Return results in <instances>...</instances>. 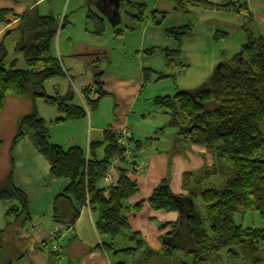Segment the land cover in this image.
I'll use <instances>...</instances> for the list:
<instances>
[{"label":"trees","instance_id":"obj_1","mask_svg":"<svg viewBox=\"0 0 264 264\" xmlns=\"http://www.w3.org/2000/svg\"><path fill=\"white\" fill-rule=\"evenodd\" d=\"M174 2V13L188 18L185 27L166 32L167 37L175 40L178 49L169 51L154 48L144 51L147 56L159 53L164 57L166 70L154 74L157 80L174 79V74L170 72L172 67L188 68L187 64L179 60V56L183 40L192 33L195 21L192 8L235 13L247 10L246 4L240 0H222L218 3L209 0ZM123 6L132 23L140 27L145 21L146 7L129 2ZM127 8L135 10L136 14ZM7 14V11H0V24ZM150 17L155 26H160L167 14L152 12ZM57 28L58 21L53 16L39 17L35 11H30L21 18V38L16 51L25 61L24 68L17 67V59L7 62L8 52L4 45L0 47V117L9 98H28L33 104L31 111L17 122L10 151L21 138L28 136L35 151L49 163L50 178L71 180L67 190L53 202L52 216L55 223L72 228L79 218L80 210L88 207L97 217V233L110 241L103 245V250L123 258L116 264H126V259L132 258L139 250H143L148 257L155 255L145 246L140 235L131 231L128 222L125 202L138 192V186L129 177V171L137 163L128 164L122 158L124 149L120 145L121 135L104 132L102 141L91 142L86 154L78 147L63 149L49 141L48 127L35 107L37 100H43L63 115L57 123L87 116L83 108L67 105L45 92L44 85L47 82L65 75L62 63L53 50ZM242 29H246V26ZM246 30L248 40L239 52L232 59L224 61L199 87L153 100L155 113L172 118L173 123L182 129L180 135L214 156L215 163L202 176H220L224 180L221 189L198 191L189 195V198L174 195L169 185L162 184L147 199L154 211L179 213V221L171 225L172 231L166 238L170 242L164 241L167 251L163 255L168 260H175L177 251L186 250L192 258L190 264L214 262L222 251H226L230 259H238L242 255L250 258L254 264L263 261L259 253L260 245L264 243V229L244 228L234 222V216L239 212L264 213V38ZM101 33L102 29L97 32ZM219 34H214V40L218 39ZM152 75V72L144 70L143 90ZM100 78L101 74L95 73L93 85L82 90L91 110H96L100 100L107 96L102 90ZM130 141L135 144L137 153L143 144L131 138ZM100 148H103L101 157L98 155ZM117 159V184L109 190L100 188L109 168ZM13 163L10 158L8 173L0 182V202H16L6 211L7 219L16 216L26 221L29 218L28 197L13 184ZM197 196L203 204L204 214L194 205ZM188 200L193 202L192 206ZM120 237L135 244V248L115 250L113 242ZM44 246L58 261L51 251V240ZM179 264L189 263L181 261Z\"/></svg>","mask_w":264,"mask_h":264},{"label":"crops","instance_id":"obj_2","mask_svg":"<svg viewBox=\"0 0 264 264\" xmlns=\"http://www.w3.org/2000/svg\"><path fill=\"white\" fill-rule=\"evenodd\" d=\"M116 1L0 0V11L8 12L4 18V22L0 24V47L4 45L8 55L10 53L14 57L17 55L21 56L16 51L17 44L21 38L19 32L21 18L28 12L35 11L39 17L53 16L58 21L53 50L55 56L62 63L65 75L55 78L44 85L48 96L56 97L67 105L77 106L85 110L87 102L82 95V90L93 85L95 73L101 74L100 82L103 85L102 90L107 94L102 99L112 101L114 104V115L106 124H103L99 118H95V126H93L92 122L89 126V123L87 124L84 118L79 119L77 121L80 124L79 126L88 131L85 139H79L73 134H68L64 143L59 142V140L53 142L54 124H59L56 121L63 115L58 111L49 109L47 105L40 102L36 103L37 113L48 127L50 143L61 146L63 149L78 147L86 154L89 151L90 143L102 141L103 134L106 131L120 134L121 138L123 135H127L134 142L143 144L134 157L137 162L145 160L150 165L147 164V167L142 169H139L137 166L130 168L134 176L129 175V177L136 182L138 192L125 202V206L127 207V217L131 231L138 233L144 241L145 246L154 252V249L164 247V241L168 233L172 231L171 225L178 222L180 216L178 212L154 211L147 203V199L156 188L162 184H167L166 180L162 179L164 176L152 178V175L156 173V169L160 164L162 163L163 167L165 162L163 154L159 153L153 146L162 144L165 139L161 138V134H157L160 130L159 126L152 128V132H140L139 129L138 131L136 130L137 126L147 118V116L142 114L143 110H141L140 119L135 117L133 122L131 121V116L134 114L133 112L143 92V70L155 74L164 72L166 69V63L161 54L156 53L147 56L144 54V51L154 48L169 51L177 50V43L175 40L167 37L166 32L173 29H181L187 25L188 21L183 15L174 13L175 0H119L118 14L115 13ZM209 1L218 3L222 0ZM126 2L146 7L145 21L140 27H136L132 23L131 18L124 12L123 4L126 6ZM240 2L245 3L247 7V10L241 13L202 7L191 9L195 13L197 21L193 33L184 39L187 41L183 42L181 50L185 59L186 57L189 58V56L199 58L201 60V67L191 75L193 81L183 80L186 83L192 81L191 85H184L183 83V89H189V87L196 89L211 76L215 70V66L221 61L218 54L210 56L207 52H200L198 50L199 46L203 47L201 43L202 37L204 38L203 43H207L206 47L209 45V39H211L210 41L214 39L215 32L212 31L214 27L210 31L205 29L203 31L202 28L198 31V28L204 27L205 23L218 24L221 27H226L236 32L240 31L239 26L244 25L253 34L264 38V0H240ZM127 10L136 14L135 10L132 11L129 8ZM152 12L167 14V17L160 26H155L151 21L150 13ZM91 16L95 17L98 21ZM132 27L134 29H130ZM100 29H102V33L97 34ZM246 29H242V32H240L244 34L243 40L245 42L248 40ZM116 32H119V34H116ZM58 35L59 40L56 39ZM60 36H62V39ZM109 38L111 40H108ZM239 50H237L235 55ZM108 58H111L112 62L116 65H110L101 69L103 59H106L107 64L111 63L107 61ZM16 59L18 61V58ZM181 62L186 64L183 60ZM189 70H185L186 73L180 77L178 83L182 82L181 79L186 77ZM152 77L155 80L156 76ZM7 102L8 100L0 117V126L2 116H4L7 110ZM16 104L18 106L17 101L13 102L12 105L15 106ZM153 116L166 117L157 112L155 113V110ZM20 117L15 118L16 125ZM64 124L67 126L71 123L67 122ZM133 125H135L134 128ZM162 127L164 128L165 125ZM50 128H52L51 131ZM153 129L155 130L153 131ZM27 137L21 138L12 151L8 147L6 158L8 164L10 158L14 162V186L23 190L28 197L29 218L26 221L22 217L17 218L16 216L7 219L5 215L9 209V203H7V210L5 205L2 204L4 207L0 209V264H57L55 256L44 245L51 240V229L55 225L52 216L53 202L57 196L67 190L71 184V180L50 178L49 163L41 154L35 151L29 137L28 140L31 144H26L24 148L18 149L21 141ZM2 146L3 143L0 140L1 151ZM192 148L197 149H189L187 153H190L192 159L195 160L194 165L201 166L204 157L201 158L200 156H207L205 155L207 153L203 150V147L197 146ZM175 155L176 153H171V156ZM117 166L118 163L114 166L116 168L115 177L118 175ZM187 171L184 172L183 170L180 173L179 179L180 177L183 178V175L190 173ZM148 180L151 183H148ZM146 183L148 184L145 190H143V186ZM175 183L176 185H181V180L177 181L176 179ZM106 187L107 184L103 180L100 188ZM169 187L174 195L189 198V192L183 188V184L182 186H178L181 188L178 193L171 185ZM140 190H142L141 193ZM139 204L141 205L138 206ZM143 212L147 215V219L149 220L148 226L151 228L154 240H156L153 244L154 247L150 246L142 238L139 229H133L130 219L131 213L137 215ZM96 219L97 217L88 207L80 210L79 218L72 227L70 237L62 242L63 251L66 256L64 264H116L123 259L121 256L115 257L107 254L103 250V245L110 243V241L108 238L101 237L97 233L95 228ZM133 219H136V216H133ZM163 225H167V227L163 228ZM167 241L168 243L170 242L169 240ZM133 245V243L127 241L124 237H120L113 242L115 250L128 247L134 248ZM139 255H141L140 257H146L144 251L139 250L134 255L135 257L132 256L129 259L134 261ZM140 257L138 259H141ZM153 258L167 264L164 261L158 260L156 254ZM129 259H126V264H129Z\"/></svg>","mask_w":264,"mask_h":264},{"label":"rangeland","instance_id":"obj_3","mask_svg":"<svg viewBox=\"0 0 264 264\" xmlns=\"http://www.w3.org/2000/svg\"><path fill=\"white\" fill-rule=\"evenodd\" d=\"M187 21H188V18H187ZM196 21L197 19L195 15V21L193 22L192 33L194 31V26H195ZM243 26H239V29H240L239 32L233 31L232 29H227L226 27L225 28L221 27L218 24H214L210 22L205 23L204 27L198 28V31H200L201 28L203 31L204 29L210 31L214 27L212 31H214L215 33H220L218 35V39L216 40L213 39V41H210L211 39H209V45L207 47H206L207 43H203L204 38L202 37L201 43L203 47L202 46L198 47V50L200 52H207L210 56H214L218 54V57L219 59H221V61L217 63V65L215 66V69L218 65H220L224 61L232 59L235 56V53L237 52V50L241 48V44L245 42V40H243L244 34L240 33L242 32L241 30ZM221 33H224L226 35L222 36ZM60 38L62 39V36H60ZM56 39L59 40V35L57 36ZM108 40H111V39L109 38ZM184 41H187V40H183V42ZM17 56L14 57L13 54L9 53L7 62H12L14 59L18 58L17 67L24 68L25 61L23 57L22 56L17 57ZM186 59L183 57L182 50H181V55L179 56V60L180 61L183 60L184 62H186L189 68L180 69L179 67H172L170 69V72L174 74V77H173L174 79L167 78L163 80H157V76L154 74L152 76H156L155 80L152 79L153 78L152 76L150 77L149 82L147 83L145 89L142 92L141 97L138 100L135 111L133 112L134 114L131 116V121L134 122L135 117L140 119L139 116H141V110H143L142 114L147 116V118L146 120H144V122L141 121L142 123L137 126L136 130L138 131L139 129L140 132H145V131L152 132L151 131L152 128H157L156 126H159L160 130L157 134L158 135L161 134L160 135L161 138L165 139L162 144L153 146L154 149H157L159 153L163 154L162 156L165 157V162H164L163 167H162V163L160 164V166L156 169V173L152 175V178H155V176L156 177L164 176L162 179L166 180L167 184L171 185L172 188H174L177 193L180 192L181 190V188H179L178 186H182L183 184V188L188 190L189 195H192V194L197 193L198 191H202L206 189H221L223 187L224 180L222 177L209 176V177L204 178L202 176L204 172L215 163V158L206 149H203L207 153L205 154L207 156H200L201 158L204 157V161L202 165L201 166L194 165L195 160L192 159L191 154L187 153V151L189 149H197V148H192V147H197V146L194 144H191L184 136L179 134L182 131V129L181 127L173 123L172 118H170L169 116H166V117L153 116V112L155 110V107L153 104V100H154L153 98L157 96H166V95L172 96L180 90H189V89L195 90L194 88L189 87V86H188L189 89H183L182 85L183 83L184 85L192 84L193 79L191 75L195 71H197L198 68L201 67V60L197 57H191V56H189V58L186 57ZM107 61L111 63L107 64L106 59L102 60L101 69L106 68L107 66H110V65H116L114 62H112L111 58H108ZM186 69L188 70L190 69V70L187 72L186 77L181 79L182 82L178 83L180 81V77H182L186 73L185 72ZM183 80H192V81L190 83H186ZM9 99H8L7 107H6L7 110L5 111L4 116H2V122L0 126V140L3 143L2 151L0 150V182L4 180L3 178H5V176L7 175L8 169H9V164L7 162L6 155H7L8 147H10L9 143L12 140L16 132L17 125L15 123L16 122L15 118L29 113L33 106L31 100H28V98L27 99L9 98ZM15 101L18 102V106L17 104L15 106L12 105L13 102ZM105 101H108V102H105ZM37 102L47 105L43 100H37L35 102V107H36ZM47 107H49V109H53L57 111L56 109L52 108L49 105H47ZM85 110H86L87 116L84 119L86 120L87 124L89 123V126L91 122L93 126H95L94 125L95 118H99L100 121L103 122V124H106L109 120L112 119L114 115V104L112 103L111 100L102 99L99 102V105L96 110H91L89 105L85 107ZM77 121L78 120H69V121L64 122V123H67V122L71 123V124H68L67 126H65L64 123L62 125V122H60L59 124H54L55 125L53 128L54 137L52 138V141L57 142L59 140V142L64 143L65 142L64 140L68 134H73L77 136L79 139H85L87 137L88 131H86L85 129H82L79 126L80 125L79 122ZM163 124L165 125L164 128L162 127L164 126ZM134 127L135 125H133V128ZM51 130L52 128H50V131ZM154 130L155 129H153V131ZM31 143L27 137L26 139L21 141L18 149H22L24 148V145L26 144L30 145ZM102 151H103V148L99 150L100 157L103 156ZM171 153H176V155L171 156ZM142 161H145V160H142ZM183 170L184 172L188 170L187 172H190V173L183 175V178L180 177L179 179L180 173ZM131 171L132 170L129 171V175L134 176V174ZM176 179L177 181L181 180V185H176L175 183ZM148 183H151V182L148 180ZM148 183H146L143 186V190H145V187ZM150 186H152V184H150ZM141 191L142 190H140V193ZM2 204L5 205L6 210H7L8 204L6 202H0V209L1 207H4ZM13 205H16V202L11 201L9 203V207ZM194 205L195 207H197V210L199 212L204 214V207L198 196L195 198ZM0 213H1V210H0ZM131 215L132 216H130V219L133 224V229L134 230L139 229L141 231L142 238L145 239L150 246L151 245L153 246L156 240H154L151 228L148 226L149 220L147 219V215L144 212L137 214V215L131 213ZM133 216H136V219H133ZM234 222L236 225H241L244 228L264 229V213L261 214L259 212H251V211L239 212L234 216ZM133 246L135 248V244ZM260 249L261 251L259 255L263 261L259 264H264V243L260 245ZM154 250H155L154 252L156 253L157 259L164 261L167 264H179V262L181 261H184L190 264L192 261L191 256L185 252L186 250L177 251L175 260H168L167 258L164 257L163 254L165 251H167L166 248L164 247H162L161 249L159 248V249H154ZM236 251L240 252L238 248H236ZM140 256L141 255L137 256V258L134 261L132 259H129L128 261L129 264H164L157 260H154L153 258L154 255H152L151 257H148V256L140 257ZM139 257L142 259L141 262H140L141 259H138ZM208 264H254V263L252 262L250 258H245L242 255L238 259H230L227 256L226 251H222L218 256V260L214 262H209Z\"/></svg>","mask_w":264,"mask_h":264},{"label":"built area","instance_id":"obj_4","mask_svg":"<svg viewBox=\"0 0 264 264\" xmlns=\"http://www.w3.org/2000/svg\"><path fill=\"white\" fill-rule=\"evenodd\" d=\"M120 145L124 149L123 159L128 163L132 164L134 162L137 163V167L139 169L147 167V162L140 161L137 162L136 158H134L135 154V144L130 141L129 136L123 135L120 140ZM119 163V160H115L109 171L107 172L104 181L107 184V189L109 190L111 187H114L117 184L118 177H115V170L116 164ZM72 233V228L68 227L64 224L55 223V225L51 229V251L57 256L58 263L57 264H64L65 263V253L62 248V242L70 237Z\"/></svg>","mask_w":264,"mask_h":264},{"label":"water","instance_id":"obj_5","mask_svg":"<svg viewBox=\"0 0 264 264\" xmlns=\"http://www.w3.org/2000/svg\"><path fill=\"white\" fill-rule=\"evenodd\" d=\"M118 9H119V0H117V1L115 2V13H116V14H118ZM221 66H222V63H221L220 65H218V66L216 67V69L220 68ZM188 203L190 204V206L193 205V202H192L191 200H188Z\"/></svg>","mask_w":264,"mask_h":264}]
</instances>
